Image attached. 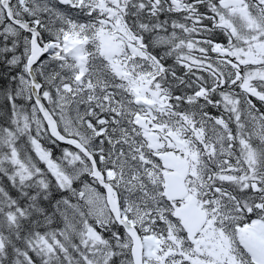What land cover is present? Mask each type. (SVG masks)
<instances>
[{
	"label": "snow or ice",
	"instance_id": "1",
	"mask_svg": "<svg viewBox=\"0 0 264 264\" xmlns=\"http://www.w3.org/2000/svg\"><path fill=\"white\" fill-rule=\"evenodd\" d=\"M0 264H264V0H0Z\"/></svg>",
	"mask_w": 264,
	"mask_h": 264
}]
</instances>
